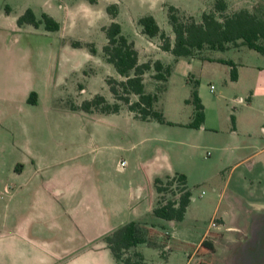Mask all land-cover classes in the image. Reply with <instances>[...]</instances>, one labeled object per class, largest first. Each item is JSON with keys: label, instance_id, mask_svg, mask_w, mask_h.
<instances>
[{"label": "rangeland", "instance_id": "374dc122", "mask_svg": "<svg viewBox=\"0 0 264 264\" xmlns=\"http://www.w3.org/2000/svg\"><path fill=\"white\" fill-rule=\"evenodd\" d=\"M215 1L96 0L92 3L90 0H0V93L4 91L2 95L8 99L19 100L26 85L36 83L39 87L40 80L49 76L53 85H57L55 95L58 100L61 97L68 103L82 102L101 94L112 102L106 79H120V75L103 55L107 41L103 28L113 20L111 5L117 7L114 20L120 24L121 33L138 47L142 61L148 56L172 63L173 56L158 47L159 38L150 39L142 33L139 19L145 15L153 16L161 30L173 39L167 18L169 6L178 8L181 15H192L201 21L202 13L211 11ZM226 2L230 12L248 8L264 20V0ZM27 9L33 12L36 20H41L42 14H48L59 23V29L49 31L44 22L37 26L29 23L18 26V18ZM259 42L264 45V39ZM201 53L206 55L208 52L204 50ZM214 53L235 62H257L263 57L247 46ZM225 69L222 64L201 60L192 69L191 76L198 81L199 88L209 100L207 112L210 119H214L216 112L220 119H225L218 131L208 130L203 136L198 137L194 129L177 124L127 120L124 117L128 115L123 112L121 120L95 115L100 117L99 122L84 120L80 118L81 114L68 115V166L73 169L79 163L87 168L99 166L106 171L104 176L100 175L99 183H115L117 193L122 194L129 183H154L155 180L148 178V172L158 161L168 167L160 179L175 173L186 176L191 191L188 212L178 223L151 216L163 227L158 226L149 234L158 242L159 248L139 247L145 264H166L167 259L170 264H183L192 253L196 255L191 264H252L248 251L256 213L253 202L256 196H260L259 190L264 188V183H252L251 170L257 158L252 156L255 150L250 145L253 140L258 142V137L252 140L250 136H240L238 142L249 145L251 148L248 149L214 148L218 143H227L226 135L233 127L230 117L234 116L236 109H243L232 100L238 91L233 84L225 83H230ZM210 85L214 86L213 92ZM146 87L155 89L149 75L146 76ZM190 89L188 77L173 74L169 78L167 90L162 92L158 103L166 120H188L189 112L193 111L192 105L186 103ZM33 93L35 102L39 100L41 104L49 98L47 94L38 98V93ZM29 96L30 93L27 98ZM215 97L220 100L213 106ZM9 102L0 100V109L8 107ZM257 108L254 111L258 118L254 132L259 134L264 126V115L259 112L262 107ZM78 147L82 155L75 159ZM123 159L127 166L121 170L119 165ZM167 195L170 197L171 194ZM212 221L219 227H211ZM207 230L214 249L197 251L198 236Z\"/></svg>", "mask_w": 264, "mask_h": 264}, {"label": "crops", "instance_id": "0c3cea01", "mask_svg": "<svg viewBox=\"0 0 264 264\" xmlns=\"http://www.w3.org/2000/svg\"><path fill=\"white\" fill-rule=\"evenodd\" d=\"M238 47L241 45L233 48ZM136 49L139 62L155 60L146 56L142 61L138 47ZM214 52L216 51L208 52L204 55L206 58L181 57L177 60L173 58L172 63L164 62L173 65L169 78L173 74L188 77L192 89L193 83L197 81L191 76L192 69L198 60L226 66L225 75L229 77L230 83H225L231 86L233 84L236 88L238 92L232 100L243 106V109L235 110L233 127L226 135L227 143H218L214 148L236 151L251 146L255 150L252 156L257 158L252 165V183H264V126L260 128L261 133L254 132L258 120L254 113L258 109L257 106L262 107L259 112L264 115V55L260 53L263 57L257 59V62H235ZM219 59L235 64L236 80H231V67L219 62ZM148 74L151 73L145 75V81ZM211 86L213 85H210V91L213 92L214 86L213 89ZM55 88L57 85H53L48 76L40 80L39 87L36 83L26 85L19 100L8 99L2 95L4 91L0 93V100L11 101L8 107L0 109V264H117L103 240V235L130 221L148 229L149 234L158 226L163 227L161 222L152 218L155 217L152 210L156 206L158 194L154 183H129L125 191L119 194L115 183H99L100 175L106 174L99 166L87 168L79 163L74 169L69 167L66 132L68 115L81 114L80 118L84 120L99 122L100 117H94L95 115H103L104 118L112 116L114 120H121L123 112L128 115L124 117L127 120L146 123L155 121L134 118L125 105L114 114L73 110L70 108L72 101L68 103L61 97L57 99ZM33 91L38 93V98L46 94L49 98L42 104L39 100L30 103L27 97L28 93ZM197 91L204 106L205 118L199 128H189L194 129L199 137L208 130L218 131L225 119H220L216 112L211 120L207 112L210 103L199 88L198 81ZM136 99L135 96L132 97V100ZM219 100L215 97L213 106L214 102L216 104ZM73 103L79 105L81 102ZM192 113L189 112L188 120L166 121L188 127ZM241 135L250 136L252 140L256 136L258 142L253 140L250 146L241 145L238 142ZM79 149L78 147L77 150ZM80 155L82 150L73 158L78 159ZM123 161L125 165H119L121 170L127 166L126 160ZM167 168L166 164L155 162L148 172V178L154 181L166 173ZM259 191L260 196H256L253 202L256 213L253 219L252 244L248 251L252 264H264V198H261L264 196V188ZM216 227H219L218 223ZM230 228L232 227H228ZM150 238L154 242L153 245L141 243L133 250L140 252V245L159 248L158 242L151 236ZM181 239L187 241L186 238ZM205 239L210 240L208 230L198 236L197 251L208 249L201 245ZM195 255L189 254L183 264L194 263ZM166 264H170L169 259Z\"/></svg>", "mask_w": 264, "mask_h": 264}, {"label": "trees", "instance_id": "16d2710c", "mask_svg": "<svg viewBox=\"0 0 264 264\" xmlns=\"http://www.w3.org/2000/svg\"><path fill=\"white\" fill-rule=\"evenodd\" d=\"M94 3L96 0H90ZM113 20L103 30L106 35V44L103 55L108 63L112 64L122 79L108 77L106 84L113 96L109 102L103 95L95 94L83 100L79 105L70 103V108L84 112H100L114 114L125 105L133 117L142 121H166L158 103L162 92L166 89L167 80L172 72V64L164 63L159 59L139 62L138 51L132 41L122 33L120 24L114 20L117 14L116 5H111ZM168 23L173 31V39L161 30L156 20L151 15L139 19L142 33L149 38H159V48L170 53L175 60L178 58L200 57L206 58L201 52L224 51L237 46H247L264 55V20L255 12L241 8L230 12L226 0H216L213 9L203 12L201 21L194 16L181 15L178 8L168 7ZM44 22L49 31L59 29V23L51 16L44 13L41 20H36L33 12L27 9L18 18V25L23 23L33 24ZM92 51H94L92 49ZM228 64L231 80L237 79L236 66L231 61L218 60ZM150 76L155 89L148 90L145 75ZM135 96L137 99L132 100ZM28 101L35 103V93H31ZM193 106L192 120L188 127L199 128L204 121V106L197 91V81L193 83L190 96L186 100ZM231 120L234 117L231 116ZM158 194L156 206L152 210L153 216L167 221L181 222L191 200V191L187 186L186 176L175 173L165 179L157 178L154 182ZM167 194H171L170 197ZM107 248L110 249L117 264H144L143 255L133 250L141 243L153 245L148 229L135 221L124 223L103 235ZM202 246L213 249L210 240H203ZM205 264V263H198Z\"/></svg>", "mask_w": 264, "mask_h": 264}, {"label": "built area", "instance_id": "2783aa9c", "mask_svg": "<svg viewBox=\"0 0 264 264\" xmlns=\"http://www.w3.org/2000/svg\"><path fill=\"white\" fill-rule=\"evenodd\" d=\"M211 89H213V86H211ZM124 165H125V161L122 160V161L120 162V166L123 167ZM211 226H212V227H216V226H217V223H216L215 221H212V222H211Z\"/></svg>", "mask_w": 264, "mask_h": 264}]
</instances>
